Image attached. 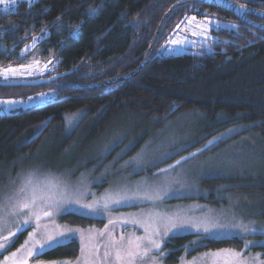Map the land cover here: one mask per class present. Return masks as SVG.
Wrapping results in <instances>:
<instances>
[{
  "label": "rangeland",
  "instance_id": "obj_1",
  "mask_svg": "<svg viewBox=\"0 0 264 264\" xmlns=\"http://www.w3.org/2000/svg\"><path fill=\"white\" fill-rule=\"evenodd\" d=\"M21 1L30 0H7V10L4 4H0V11H12ZM231 27L214 16L187 19L170 32L159 46L156 56L208 50L209 40L216 36L213 31ZM37 41L38 38H33L21 49L19 56L30 53ZM55 66L54 62L39 60L31 55L25 63L0 70V73L7 69L18 70L16 74L8 72L7 79L0 74V82L44 77ZM54 97L52 90H40L22 97L0 96V115L41 106L52 102ZM5 101L15 103H3ZM84 116L85 110L65 114L63 121L55 124L43 136L33 153L0 166V214L3 209L26 198L20 189L25 188L30 193L35 187L39 194L51 197L46 201L51 207L39 204L34 209L52 212L51 216L42 215V226L53 230L57 227L79 230L71 238L79 246L77 256L71 260L54 261L37 258L49 250L45 249L34 256L37 259L27 257L22 246L35 228L34 222L21 227L26 216L21 211L6 216V223L0 228V243L6 245L0 250V264H12L14 259H27V264H61L64 261L71 264H125L123 253L120 260L116 258L119 245H113L110 241H119L124 237L126 245L129 237L145 236L141 224L159 229L160 236L154 239L160 241L161 247L159 250L151 248L147 256L137 257L132 264H153L154 261L166 264L165 259L169 255L166 242L186 234L200 236L183 247L175 264H226L225 256L210 255L225 251L241 253V259L247 264H264V215L261 214L264 213V193L256 190L264 188V129L255 131L249 125L235 124L214 130L222 118H208L202 111L181 112L162 123L155 117L147 119L143 115L120 114L89 141L87 137L94 120L84 122L69 144L59 151ZM211 136L227 142L167 172L158 173L159 168L197 149ZM133 149L136 150L131 153ZM211 179H216V182L205 187L204 182ZM29 180L31 185L28 184ZM137 191L159 192L162 198L128 200L119 205L110 203L107 210L102 207L107 195H131ZM64 199H79L81 204L98 202V210L90 212L79 205H72L67 211H61L56 205ZM146 213H159L160 216L150 218ZM176 215L185 226L166 233V218ZM72 216L96 222L71 224L67 218ZM125 220L137 222L125 223ZM205 223L219 227L205 233L201 228ZM243 226L257 230L245 232L242 231ZM18 228L20 231H17ZM197 228L201 230L196 231ZM10 231L16 232V235L4 241L3 237L9 236ZM200 238H237L243 246L240 249H204L187 256L198 246ZM144 246L151 247L147 242H144ZM13 253H17V256L13 257Z\"/></svg>",
  "mask_w": 264,
  "mask_h": 264
},
{
  "label": "trees",
  "instance_id": "obj_2",
  "mask_svg": "<svg viewBox=\"0 0 264 264\" xmlns=\"http://www.w3.org/2000/svg\"><path fill=\"white\" fill-rule=\"evenodd\" d=\"M242 2L264 12L262 1ZM206 16L232 27L214 30L216 36L209 40L208 50L156 56L159 46L179 24ZM252 19L264 24L262 19ZM33 38L38 41L30 53L19 56ZM0 51L6 56L17 55L12 65L25 63L31 55L56 63L44 77L71 72L36 87L0 86L2 98L27 96L40 90L55 92L52 102L0 115V166L33 153L65 114L79 110H85V116L59 151L84 122L94 120L89 141L120 114L155 117L162 123L181 112L202 111L208 118H222L214 130L235 124L249 125L255 131L264 129V32L223 9L195 0L21 1L14 11L0 13ZM147 58L145 68L131 79L100 89H74L127 75ZM2 63L1 67L6 68ZM210 141L214 143L204 152L227 142L211 136L200 147ZM215 182L216 179L205 181L204 186ZM256 190L264 193L263 187ZM67 221L81 225L96 222L80 216ZM199 236L186 234L169 239L165 263H177L183 247ZM242 246L237 238H200L187 256L204 249ZM78 247L70 239L37 258L71 260L77 256Z\"/></svg>",
  "mask_w": 264,
  "mask_h": 264
},
{
  "label": "snow or ice",
  "instance_id": "obj_3",
  "mask_svg": "<svg viewBox=\"0 0 264 264\" xmlns=\"http://www.w3.org/2000/svg\"><path fill=\"white\" fill-rule=\"evenodd\" d=\"M0 4L5 5V10H7V0H0ZM192 19H195L194 17ZM175 43V41H173ZM17 69H7L4 73H0L5 76L7 79V73L11 72L16 74ZM3 103L12 104L15 103L14 101H5ZM177 163H180L179 161ZM168 169H162L161 172H167ZM31 181H28V184L31 185ZM21 193H25V199L17 201L15 204H12L10 207L3 209V213L0 214V228L6 223V216L9 215H16L17 213L24 211L26 213L25 219L23 220V225L21 227H26L30 223L34 222L35 230L29 233L28 240L26 241L25 245L22 246V250L26 252L27 257H34L37 255L38 252H43L45 249H51L54 247L61 246L65 241L70 240L75 234L79 231L78 229H70V228H59L57 227L55 230L49 229L46 225L42 226L40 224L42 215L43 216H51V211H36L39 204H45L46 207H51V205H47L46 201L51 199L50 196H44L39 194L38 190L33 187L32 191L26 192L25 188L20 189ZM159 192L149 193L148 191L144 192H135L131 195L124 194L120 196L117 194L116 196L107 195L104 198V204L102 205L103 209L107 210L111 204L119 205L124 201L128 200H152V199H161ZM11 199V198H9ZM66 205L67 207H63ZM72 205H79L81 208L86 209L90 212H95L98 210V202H93L90 204H81L79 199H64L61 202H57V208L61 211H67ZM146 216L153 218L159 217V213H146ZM125 223H136L135 220H125ZM112 223V221H110ZM144 227L146 235L143 237H129L127 240V244L124 243V237H121L119 241L111 240L110 242L113 245H119L116 249V258L120 260L121 254L125 259V264H132L137 257L140 256H147L151 248H155L159 250L161 247L160 241L154 239L155 236H160V231L157 227H153L150 225L141 224ZM185 226L184 222L180 219L178 215L167 217L166 223L164 227V231L166 233L171 232L173 230H179L181 227ZM219 225H210V224H202L201 228L205 233H210L214 229L218 228ZM201 228H197L196 231H200ZM256 228H248L247 226H243L242 231H256ZM17 231H20L18 228ZM16 232H9V236H4V241H9L10 237L15 236ZM144 242H147V245L151 247H145ZM6 247L5 244L0 243V250ZM21 251V250H18ZM81 255L84 256V248H81ZM105 255L107 256L108 253L106 252ZM214 257L225 256L226 264H247L246 261L241 259V253L233 252V251H225L223 253L217 252L210 254ZM13 257L17 256V253L12 254ZM230 258V259H228ZM7 259V258H6ZM12 264H27V259L18 261L13 260ZM61 264H71L70 261L61 262ZM79 264V262H77ZM153 264H157V262H153Z\"/></svg>",
  "mask_w": 264,
  "mask_h": 264
},
{
  "label": "water",
  "instance_id": "obj_4",
  "mask_svg": "<svg viewBox=\"0 0 264 264\" xmlns=\"http://www.w3.org/2000/svg\"><path fill=\"white\" fill-rule=\"evenodd\" d=\"M195 1H198L199 3L204 4V5H211V6H215V7H218L220 9H223V10L227 11L228 13H230L233 17H235L239 21H242L243 23L264 32V24L256 22L255 20L252 19V18H257V19L264 20V12L259 11V10L255 9L251 6H248L242 2V1H262V2H264V0H195ZM148 62H149V58L145 59L144 61H142V63L136 69H134L132 72H130L127 75L117 77V78H113V79H109V80L101 82L99 84L90 85L87 87H75L74 89H76V90H84V89H91V88H99L100 89V88H103L105 86H110V85L116 84L120 81H125L128 79H131L134 76H136L137 74H139L145 68V66L148 64ZM70 73L71 72L69 71V72L54 74L50 77L35 78V79L23 80V81L0 82V86L36 87V86H41L44 84L51 83L54 80L61 78V77H64L65 75H68ZM213 143H214V141L207 142L202 147L197 148L196 150H193V151L181 156L180 158L169 163L165 167L159 169L158 173H160L162 169H168L169 170L173 167H176V166L186 162L188 159H191L194 156L204 152ZM178 161L180 163H177Z\"/></svg>",
  "mask_w": 264,
  "mask_h": 264
},
{
  "label": "flooded vegetation",
  "instance_id": "obj_5",
  "mask_svg": "<svg viewBox=\"0 0 264 264\" xmlns=\"http://www.w3.org/2000/svg\"><path fill=\"white\" fill-rule=\"evenodd\" d=\"M17 6V5H16ZM16 8V7H15ZM14 8V9H15ZM14 11V10H13ZM8 12H10V11H8ZM7 12V13H8ZM12 12V11H11ZM0 13H6V12H1L0 11ZM2 49H3V47H2ZM15 53H17V50H15L14 51ZM2 60V61H1ZM2 62H4V63H6V66L7 67H11V66H17V65H12V64H15L16 62H17V55H15V56H10V55H8V56H6L5 54H4V52L3 51H0V70H2V69H4L3 67H1V64H3ZM6 67V68H7ZM2 87H6V86H2Z\"/></svg>",
  "mask_w": 264,
  "mask_h": 264
},
{
  "label": "clouds",
  "instance_id": "obj_6",
  "mask_svg": "<svg viewBox=\"0 0 264 264\" xmlns=\"http://www.w3.org/2000/svg\"><path fill=\"white\" fill-rule=\"evenodd\" d=\"M245 4V3H244ZM247 5V4H246ZM249 6V5H248Z\"/></svg>",
  "mask_w": 264,
  "mask_h": 264
},
{
  "label": "crops",
  "instance_id": "obj_7",
  "mask_svg": "<svg viewBox=\"0 0 264 264\" xmlns=\"http://www.w3.org/2000/svg\"><path fill=\"white\" fill-rule=\"evenodd\" d=\"M155 190H157V189H155Z\"/></svg>",
  "mask_w": 264,
  "mask_h": 264
}]
</instances>
